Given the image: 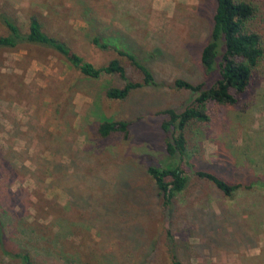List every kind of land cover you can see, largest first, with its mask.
<instances>
[{
    "label": "rangeland",
    "instance_id": "obj_1",
    "mask_svg": "<svg viewBox=\"0 0 264 264\" xmlns=\"http://www.w3.org/2000/svg\"><path fill=\"white\" fill-rule=\"evenodd\" d=\"M215 8L216 0H0V14L23 29L38 15L48 33L97 66L116 53L97 48L93 36L127 37L158 79L113 100L106 90L119 82L111 75L85 77L53 49H0V161H7L0 219L9 246L23 231L53 230L67 256L61 264H170L171 229L183 264H264V62L237 105L214 106L213 122L189 131L181 166L190 183L172 210L137 173L167 158L159 111H182L198 94L175 80L215 81L200 63ZM255 26L264 34V1ZM4 28L0 19V34ZM104 118L131 120L129 135L102 137ZM199 168L255 185L227 196L198 178ZM123 177L131 185L124 190ZM118 194L124 212L106 222L103 207ZM15 262L0 248V264Z\"/></svg>",
    "mask_w": 264,
    "mask_h": 264
},
{
    "label": "trees",
    "instance_id": "obj_2",
    "mask_svg": "<svg viewBox=\"0 0 264 264\" xmlns=\"http://www.w3.org/2000/svg\"><path fill=\"white\" fill-rule=\"evenodd\" d=\"M264 0H216L213 23L208 42L200 53V63L204 72L213 76L212 85L205 81L192 82L185 78H177L175 85L179 89L198 93L191 104L182 111L174 107L161 109L164 115L162 129L166 134V160L158 165L149 163L141 167L137 173L149 178L154 191L162 198L164 207L172 210L178 194L184 192L190 176L181 166L188 157V133L202 125L211 124L214 120L213 107L218 105H237L241 96L248 90L254 71L264 62V34L255 26L261 13V2ZM1 24L5 27L0 34V49H14L21 46H40L53 49L76 68L83 76L98 79L104 74L111 75L117 85L109 86L106 96L109 99L123 101L131 93L146 85H157L158 79L154 70L147 65L137 53L129 49L127 37L108 39L101 35L92 37V43L102 50H113L116 56L101 66L86 60L76 52L65 40L48 33L41 18L32 14L27 29H23L18 21L6 12L0 14ZM133 68L141 80H135L131 74ZM131 120L104 118L98 125L102 137L122 134L127 137L130 132ZM7 161H0V188L5 174ZM135 173V170H132ZM198 178L215 184L225 195L244 188H252L255 182L232 181L221 177L210 169H197ZM121 189L130 185V178L121 179ZM103 207V220L111 222L116 215L124 212L122 195ZM100 216V215H99ZM39 229V228H38ZM32 233L23 231L18 245L8 244L4 223L0 219V248L16 261L15 264H61L66 263L67 256L56 249L60 240L59 231H53L49 236L40 230L31 229ZM167 251L170 264H183L180 260L176 245L177 241L171 229L167 230ZM154 243L148 247V254L153 250ZM154 252V250H153ZM136 264H143L138 261Z\"/></svg>",
    "mask_w": 264,
    "mask_h": 264
}]
</instances>
